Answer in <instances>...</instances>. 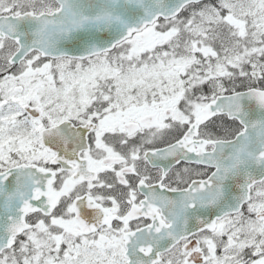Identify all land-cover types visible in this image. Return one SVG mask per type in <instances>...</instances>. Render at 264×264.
Returning a JSON list of instances; mask_svg holds the SVG:
<instances>
[{
    "label": "snow or ice",
    "instance_id": "snow-or-ice-1",
    "mask_svg": "<svg viewBox=\"0 0 264 264\" xmlns=\"http://www.w3.org/2000/svg\"><path fill=\"white\" fill-rule=\"evenodd\" d=\"M0 264H264V0H0Z\"/></svg>",
    "mask_w": 264,
    "mask_h": 264
}]
</instances>
